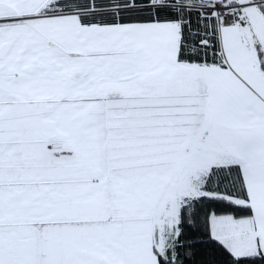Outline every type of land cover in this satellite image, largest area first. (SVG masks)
Instances as JSON below:
<instances>
[{"label": "snow or ice", "instance_id": "obj_1", "mask_svg": "<svg viewBox=\"0 0 264 264\" xmlns=\"http://www.w3.org/2000/svg\"><path fill=\"white\" fill-rule=\"evenodd\" d=\"M0 264H264V0H0Z\"/></svg>", "mask_w": 264, "mask_h": 264}]
</instances>
